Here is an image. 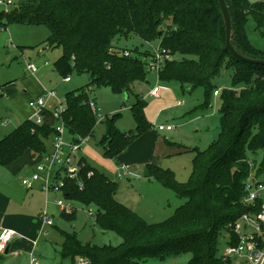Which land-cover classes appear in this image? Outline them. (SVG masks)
Listing matches in <instances>:
<instances>
[{
    "label": "trees",
    "instance_id": "obj_1",
    "mask_svg": "<svg viewBox=\"0 0 264 264\" xmlns=\"http://www.w3.org/2000/svg\"><path fill=\"white\" fill-rule=\"evenodd\" d=\"M226 3L232 19V45L245 57L264 60V50L252 43L247 29L249 16H253L264 38V0ZM0 20L5 25L16 21L47 26L50 35L45 43L63 50L55 62L57 71L64 78L73 72L89 74V83L65 94L63 121L69 136L93 135L97 117L89 105V94L94 86H108L122 94L130 92L135 81L146 80L150 71L146 59L137 48L117 46L115 41L121 36L135 34L144 41H159L160 50L169 56L158 73L159 80L176 82L188 91L203 87L205 100L199 109L209 108L214 91H219V134L206 149H193L188 179L180 181L170 168L145 165V177L184 200L161 222L150 223L119 201L117 181L80 158L84 165L79 179L66 178L64 196L95 206L96 226L123 240L117 246L98 245L64 232L62 258L75 262L82 257L86 264H147L150 257L190 253L188 264H234L218 255V237L223 229L232 236L229 224L251 209L243 202L246 179L252 172L264 178V152L260 161L250 163L249 159L250 152L264 151V65L242 60L227 47L219 1L21 0L8 12L1 11ZM144 55L151 54L145 51ZM222 69L232 70L229 88L220 89L213 83ZM146 105L145 99L137 97L131 107L137 121L134 131L117 127L118 114L107 121L101 140L105 157L116 158L138 135L151 129ZM53 123L21 122L0 140V165H11L27 151L33 156L46 154L47 141L55 134Z\"/></svg>",
    "mask_w": 264,
    "mask_h": 264
},
{
    "label": "rangeland",
    "instance_id": "obj_2",
    "mask_svg": "<svg viewBox=\"0 0 264 264\" xmlns=\"http://www.w3.org/2000/svg\"><path fill=\"white\" fill-rule=\"evenodd\" d=\"M20 1L14 0L15 3ZM249 1L259 2L261 0ZM1 11H3V8L0 7ZM5 21L7 22L8 20ZM247 29L252 43L264 50V38L261 36L260 30L256 28V21L253 16H249ZM49 35L50 30L45 25L16 21H8L5 25L0 20V140L17 127L18 120L23 122L28 118L26 116H35L33 114L36 111L31 108L29 102L41 97L40 94L45 89L56 90L57 95L63 99L68 91L78 89L89 83L90 76L87 73L78 74L73 72L70 74L72 81L67 82L64 76L57 71L55 62L63 54V50L61 47H48L45 40ZM115 44L128 50L137 48L143 53H140L141 58L147 61L150 56L145 57L144 52L149 51L152 54L153 47H157L159 41L148 42L135 34H131L128 37H119ZM29 63L35 64L38 71L31 73L27 68ZM231 81V69H222L220 75L213 79V83L220 89L231 87ZM153 85L163 87L160 93L161 96L162 93L163 95L167 94L165 100H162L160 104H157L156 99L147 96V92L151 90L150 88ZM167 85V83L159 80L155 71L150 70L146 80H137L132 84L134 88L130 92L116 94L108 86H94L89 95L97 101L104 119L97 121L93 135L86 138L84 149L78 153V156L80 158L84 157L89 164L113 177L111 167L116 165V158L123 152L116 158L104 156V147L101 140L107 132V121L112 119L114 114H118L115 118V124L120 130H136L137 121L132 114L131 107L135 103L136 98L139 97L147 101L145 110H149L150 107L155 108V110L160 107H167L161 115L160 122L165 123L167 120L172 122L175 125V131L180 133L179 139H176V141L181 144L184 143L186 146H177L174 143L171 144L172 146L162 147L166 155L171 154V156L164 158L166 160L164 168L170 167V169L174 170L176 177L180 181L187 180L195 154L193 149L195 147L201 150L206 149L219 134L221 100L219 95L213 96L211 106L202 110L198 106L205 100V89L203 87L188 91L182 89L180 84L176 82L173 83L174 86L169 87ZM16 89L14 96H10L12 91ZM39 92L40 94H38ZM28 94L31 97H28ZM179 101H183L181 106L177 105ZM144 133L138 135L133 142ZM51 139H53V136L47 141V145H49ZM263 152V149L250 152V161H260ZM130 164L132 167L134 166L133 163ZM0 170L6 171L2 166H0ZM21 177L22 174L18 173L16 179L19 178L18 183L20 186L22 183ZM115 181L118 183L117 199L130 208H133V205L137 206L138 209L133 210L150 223L161 222L169 218L175 209L184 202L172 190H156L155 192L153 189H151V192L144 190L140 184L139 177L134 174L129 177H118ZM39 185H41L40 181L35 184L37 187ZM21 188L25 191L23 185ZM47 198L50 208H48L49 211L46 210L52 217L54 225L47 226V234L42 235L38 243H36L37 248L34 255L40 261L38 264H79L82 257H77L76 261L73 262L68 258H62L60 254L61 246L65 239L64 232L77 234L85 243L92 242L98 245L117 246L122 242V237L117 233L102 230L96 226L93 215L90 212V210L96 211L95 206H85L79 201L68 200L63 192H51ZM58 199H63L74 211L72 216H66L63 213V210L57 204ZM229 239L230 233L223 229L218 237L219 256L225 252ZM4 255L0 258V264H7ZM190 258V253H182L167 256L163 259L150 257L147 258L146 263L188 264Z\"/></svg>",
    "mask_w": 264,
    "mask_h": 264
},
{
    "label": "built area",
    "instance_id": "obj_3",
    "mask_svg": "<svg viewBox=\"0 0 264 264\" xmlns=\"http://www.w3.org/2000/svg\"><path fill=\"white\" fill-rule=\"evenodd\" d=\"M15 4L14 0H0V7L5 12H8ZM163 51L160 50L159 46L153 47V53L146 61L148 69L157 74L169 57ZM125 54L128 55L129 51H126ZM27 67L31 73L38 71L37 66L33 63H29ZM65 80H70V77H66ZM160 88V85L153 86L149 95L158 97ZM214 95H219V91H214ZM182 103L183 101H179V105ZM29 104L37 111L36 116L32 118L36 123L41 124L47 121L43 118L44 113L49 114L57 123H53L55 134L52 139V150L41 157L31 174L24 176L21 182L27 190L33 189L35 184L40 181L41 188L46 194L51 192L64 193L66 178L79 179L80 170L84 163L81 162L78 153L82 150L86 138L81 135L75 137L68 135L63 121V113L67 108L66 99L59 98L54 90L45 91L43 96L31 100ZM89 105L93 109L97 121L103 120L104 116L100 112L97 102L91 99ZM174 127L173 124L163 123L152 124L151 128L158 131H170ZM123 168L128 169L129 165H124ZM244 190L243 202L251 209L229 224L232 236H230L222 257L234 264H264V178H256L255 172H252L245 181ZM57 204L63 212H72L63 199H58ZM90 212L94 216V212ZM41 218L44 226L54 225L53 219L46 209L42 211ZM41 233L45 235L47 231L43 229ZM15 234L16 232L12 229L2 228L0 231V251L3 252L8 248V244ZM31 261L33 264H38V258L34 253L31 255ZM79 264H86V260L81 258Z\"/></svg>",
    "mask_w": 264,
    "mask_h": 264
},
{
    "label": "crops",
    "instance_id": "obj_4",
    "mask_svg": "<svg viewBox=\"0 0 264 264\" xmlns=\"http://www.w3.org/2000/svg\"><path fill=\"white\" fill-rule=\"evenodd\" d=\"M70 81H72L71 77L67 82ZM167 86L171 87L174 85L168 84ZM133 88L134 87H132V89ZM162 88L163 87L161 86L158 97L150 96V90L147 92V96L151 97L152 99H156L157 104H160V102L165 100L167 96V94L163 95V93L162 96L160 95ZM47 90L48 89H45L42 94H40V92L38 94L43 96ZM16 91L17 89L12 91L10 96H14ZM28 97H31V95L28 94ZM58 97L60 98L59 95ZM177 105L181 106L182 104L179 105V102H177ZM166 108L167 107L164 106L160 107L158 110H155V108L150 107L149 110H145L147 120L151 124H163L164 122H160V118ZM36 114L37 111L34 112L33 115L36 116ZM26 117H28L27 119L34 118L33 116ZM43 118H45V120L49 121L50 123H57V121L53 120L49 114L44 113ZM18 121L19 122H17L16 126L22 122L21 120ZM165 123L173 124L168 120ZM179 134L180 133L176 132L175 129L170 131H158L155 128L149 129L142 136H140L139 139L131 143L130 146L116 158V165L111 167L113 171L111 174H113L114 178L111 175L110 176L116 180L118 177H129L130 175L134 174L139 177L140 184L144 190L150 192L151 189H153L154 192L156 190H170L165 188L155 179L145 177L144 168L147 163H153L154 165L165 167L166 160L164 158L171 156V154L166 155L162 147L172 146V143H176L177 146H186V144H181L180 142L176 141V139H179ZM85 143L83 147L85 146ZM83 147L82 150L84 149ZM47 148V152L52 150V139L50 140L49 145H47ZM41 157L42 156L39 155L33 156L30 151H27L23 157L19 158L11 165L2 166V168L6 171L0 170V231L2 228H8L16 232L14 238L9 242L8 248L3 252L0 251V258H2V255L5 254V262L7 264H33L31 261V255L32 253H35L37 248L35 242L38 243L39 238L43 235L41 233L43 229L47 231V226H44L41 213L44 209L49 211L48 208H50V206L47 197H49L50 193L46 194L42 190L41 185L38 187L35 186L31 190H27L25 188V191H23L21 188L23 184L21 183L20 186L18 183L19 178L16 179L18 173L22 174L21 179L24 176L30 175L35 164L41 160ZM129 162L133 163L134 166L132 167ZM124 165H129V168L124 169ZM128 203L133 205L130 202ZM132 209L137 210L138 208L137 206L133 205ZM73 212L74 211L69 214H72Z\"/></svg>",
    "mask_w": 264,
    "mask_h": 264
},
{
    "label": "water",
    "instance_id": "obj_5",
    "mask_svg": "<svg viewBox=\"0 0 264 264\" xmlns=\"http://www.w3.org/2000/svg\"><path fill=\"white\" fill-rule=\"evenodd\" d=\"M220 7H221V11H222V15H223V19H224V23H225V28H226V44L227 47L233 52V54L242 59L245 60L247 62L250 63H256V64H263L264 65V60L263 59H255V58H250V57H245L242 54H240L235 47L232 45V38L234 36L233 33V29H232V19L230 16V12H229V8L228 5L226 3V0H218Z\"/></svg>",
    "mask_w": 264,
    "mask_h": 264
}]
</instances>
